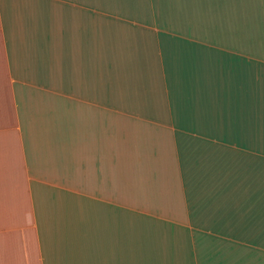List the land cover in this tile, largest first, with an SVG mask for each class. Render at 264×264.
I'll return each instance as SVG.
<instances>
[{
  "label": "crops",
  "instance_id": "crops-1",
  "mask_svg": "<svg viewBox=\"0 0 264 264\" xmlns=\"http://www.w3.org/2000/svg\"><path fill=\"white\" fill-rule=\"evenodd\" d=\"M0 264H264V0H0Z\"/></svg>",
  "mask_w": 264,
  "mask_h": 264
}]
</instances>
